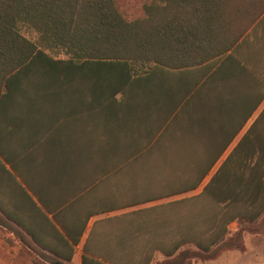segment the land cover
Masks as SVG:
<instances>
[{
    "label": "trees",
    "instance_id": "trees-1",
    "mask_svg": "<svg viewBox=\"0 0 264 264\" xmlns=\"http://www.w3.org/2000/svg\"><path fill=\"white\" fill-rule=\"evenodd\" d=\"M220 5L219 0H150L143 4V15L129 17L119 0H0V227L10 228L29 249L34 243L69 263L93 218L201 186L260 107L264 93L253 106H172L173 118L158 141L115 170L117 174L128 168L130 183L142 181L143 188L111 203L94 197L99 185L59 203L53 200L26 174V164L35 163L31 152L36 145L15 148L12 137L39 129L28 120L44 104H87L81 97L89 96L93 104L106 105L140 81L153 90L159 72L206 65L201 71L204 85L213 90L227 63L210 61L230 48L198 45L192 41V29L200 18L212 17L202 13L204 7ZM200 81L194 80L193 89ZM184 112L192 114L187 121L182 119ZM175 131V143L168 145V134ZM42 132L43 128L34 137ZM204 145H211L207 156L191 151L199 152ZM48 180L55 183L53 176ZM127 215L130 233L120 224L109 244L101 241L97 229L115 219L93 224L81 264L212 260L226 243L231 223L239 227L236 240L264 223V107L197 197ZM236 240L232 245L243 247ZM157 253L164 260H158Z\"/></svg>",
    "mask_w": 264,
    "mask_h": 264
},
{
    "label": "crops",
    "instance_id": "crops-1",
    "mask_svg": "<svg viewBox=\"0 0 264 264\" xmlns=\"http://www.w3.org/2000/svg\"><path fill=\"white\" fill-rule=\"evenodd\" d=\"M219 3L222 4L219 7H204L202 13L212 17L200 18L192 29L194 43L230 48L210 61L227 63L213 90L204 85L206 76L201 72L204 65L159 72L153 90L148 91L147 85L140 81L137 86L128 87L127 94L118 93L113 101L102 106L93 104L89 96L81 97L88 99L87 104H44L28 120L29 125L39 129L18 132L12 137L15 148L36 145L31 152L35 163L26 164L30 166L27 176L35 179L59 203L67 196L95 188L103 175L114 172L126 160L143 156L170 125L172 106L193 103L195 106H253L264 93V1L219 0ZM195 79L201 81L193 89ZM258 106H264V99ZM259 108L221 158L228 153L226 158L247 132L251 125L243 131ZM190 117L191 113L182 115L183 121ZM42 128L43 132L34 137ZM51 176L55 178L54 184L48 180ZM211 176L205 180L209 178V181ZM254 251L257 262L252 264H264V250Z\"/></svg>",
    "mask_w": 264,
    "mask_h": 264
},
{
    "label": "rangeland",
    "instance_id": "rangeland-1",
    "mask_svg": "<svg viewBox=\"0 0 264 264\" xmlns=\"http://www.w3.org/2000/svg\"><path fill=\"white\" fill-rule=\"evenodd\" d=\"M150 0H119V7L122 11H124L129 17L132 15H143V4L145 2H149ZM264 106H261L259 110L254 115L253 119L248 123V125L245 127L244 131L248 129V127L251 125L253 120L259 115L261 110ZM178 136L177 131L174 133L172 132L171 135H168L169 140L167 141L168 145H173L175 143V138ZM199 143V142H198ZM208 144V143H207ZM212 145V144H211ZM209 145L208 147L206 145L202 146V153L201 151L191 150L196 155L199 156H207L209 153V148L211 147ZM202 154V155H201ZM228 154V153H227ZM224 157L220 158V160L216 163V165L211 170V174L209 173L208 176H211L213 173L216 172V170L221 165L222 161L225 159ZM126 163V162H125ZM121 166L116 167V169L120 170ZM116 170V171H118ZM116 171L110 172L108 174L103 175V177L100 179V181L96 184L99 185V188L96 191L97 196L99 197L102 202H112V201H119L124 198V196H128L130 194H134L135 191L143 188V182L139 181L130 183L129 175L130 171L128 168H125V170H122L118 172ZM209 179V178H208ZM208 179L203 181L202 186L199 187L196 191L184 194V195H178L169 197L167 199L155 201L152 203H146L144 205L135 207V208H128V209H119L112 213L102 215L97 218H93L89 226L86 230V233L81 241V244L76 248V253L73 258L72 262H64L62 260H56L51 255L46 254L43 252L39 247H37L34 243H32L31 238L28 234H26L24 231H22L20 228H18L15 225H12V227L16 230H19V232L22 234V236L34 247V249H29L27 245H25L20 239L19 236L13 232L10 228L6 227H0V264H55L56 262H61L63 264H81V256H82V249L84 242L87 239V236L93 226V224L97 220H104V219H112L115 221L112 222H118L117 224H113L112 222L110 224H105L103 227H100L97 229V235L100 236L102 239L101 241H106V243H111L113 241V238L115 239L116 233H117V227L121 224L124 226V229H126V233H130V227L128 222V215L132 212H136L138 210H143L146 208H152L153 206H157L160 204H167L170 202H175L177 200L182 199H189V198H195L197 197L201 191L203 190V187L207 183ZM104 181V183L100 186V183ZM142 184V185H141ZM92 190V189H91ZM90 190V191H91ZM95 193V192H94ZM89 202H84V205H87ZM114 204H120V203H114ZM124 216V217H123ZM168 216L173 217L174 212H169ZM122 218V219H121ZM231 233L228 235L226 243H224L223 247L221 248L218 256L215 259L212 260H200V259H191L190 264H240L242 262H247V264H252L257 262V259L254 258L253 254L254 250L259 251L264 250V223L261 222L259 225L253 226L251 231H246L243 233V236L241 240L235 239V234L237 233L239 227L236 223V225H231L229 227ZM237 241L241 243L243 247H236L232 244H234V241ZM229 242V244H228ZM139 245L143 247L144 242H139ZM131 249L129 242L125 246V251L129 252ZM158 260H164L161 253H157Z\"/></svg>",
    "mask_w": 264,
    "mask_h": 264
},
{
    "label": "water",
    "instance_id": "water-1",
    "mask_svg": "<svg viewBox=\"0 0 264 264\" xmlns=\"http://www.w3.org/2000/svg\"><path fill=\"white\" fill-rule=\"evenodd\" d=\"M55 264H63V263H61V262H56Z\"/></svg>",
    "mask_w": 264,
    "mask_h": 264
}]
</instances>
